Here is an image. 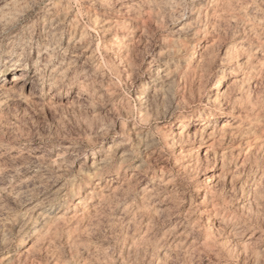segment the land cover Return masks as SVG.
<instances>
[{"label": "clouds", "instance_id": "obj_1", "mask_svg": "<svg viewBox=\"0 0 264 264\" xmlns=\"http://www.w3.org/2000/svg\"><path fill=\"white\" fill-rule=\"evenodd\" d=\"M0 264H264V0H0Z\"/></svg>", "mask_w": 264, "mask_h": 264}]
</instances>
